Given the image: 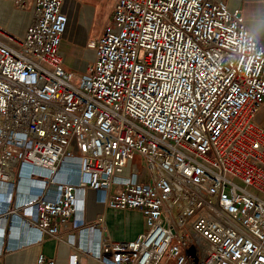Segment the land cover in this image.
Listing matches in <instances>:
<instances>
[{
	"label": "built area",
	"instance_id": "2783aa9c",
	"mask_svg": "<svg viewBox=\"0 0 264 264\" xmlns=\"http://www.w3.org/2000/svg\"><path fill=\"white\" fill-rule=\"evenodd\" d=\"M0 1L31 12L23 34L0 23V215L39 239L94 234L77 251L99 264H264V46L240 9L116 0L77 73L60 51L66 0ZM24 166L36 189L17 205ZM89 190L146 230L117 240L105 216L88 223Z\"/></svg>",
	"mask_w": 264,
	"mask_h": 264
},
{
	"label": "crops",
	"instance_id": "0c3cea01",
	"mask_svg": "<svg viewBox=\"0 0 264 264\" xmlns=\"http://www.w3.org/2000/svg\"><path fill=\"white\" fill-rule=\"evenodd\" d=\"M224 1L230 10L235 11L240 9L242 11L246 25L264 46V0ZM105 2L106 0H96V5L94 6L85 4L83 0H66L65 2L64 11L68 16V29H66L63 35L62 42H64V40L69 42L76 59V62L74 61L75 68H72V66L68 64V60L66 59L67 52L62 49V43L60 51L64 56L65 64L77 73H81L79 71H83L86 63L94 57V52L88 48V43L100 34L102 28L111 18L108 17V13L103 10ZM115 2L116 0L111 3V10H113ZM9 3L11 4L12 2L0 1V10H2L5 5H9ZM16 11L18 10L16 9ZM23 14L25 19L22 21L23 26L21 24V26L15 27V23L13 19L10 20L7 11L5 13L0 12V23L15 33L23 34L29 22L31 12L27 18L25 17L27 13L25 14L23 12ZM89 23L92 24L90 25ZM92 25H96L97 27V32L95 34H92V29L90 30L89 28V26L92 27ZM17 29L21 30L18 31ZM83 47H86V50H84V53H81L80 49H83ZM256 121L264 128V107L258 113ZM22 169L27 173L26 166ZM21 186L15 200L17 205L22 204L25 195L28 193V191L23 188L24 186ZM1 187L6 189L5 185ZM88 192H91L89 201L86 199ZM87 193L85 196L84 217L88 223L94 222L99 216H105L109 235L117 240L133 239L138 233L143 231L145 222L140 212L109 209L103 203L95 199L97 198L95 192L89 190ZM51 194L54 195V191L51 190ZM125 220H127L126 224ZM61 231L62 241L47 234L39 239L36 236V231L27 227L26 224H23L19 215L12 214L8 219L0 215V234L2 233V238L4 240L3 244L0 243V264H36L37 257L40 253L48 257H54L56 259V264H71L70 257L75 253L77 254L78 262L82 264H99L95 259L88 257L81 251H77L78 243L86 244L87 246L91 245V247L94 246V248H96L94 244V234H90L88 238L87 235H83L84 233L81 234L77 230H72L70 223L62 225ZM70 233L75 234L76 245L74 246L68 242V235ZM89 240L91 242H89Z\"/></svg>",
	"mask_w": 264,
	"mask_h": 264
},
{
	"label": "rangeland",
	"instance_id": "374dc122",
	"mask_svg": "<svg viewBox=\"0 0 264 264\" xmlns=\"http://www.w3.org/2000/svg\"><path fill=\"white\" fill-rule=\"evenodd\" d=\"M114 0H106V2H105V5L103 6V10L105 11V12H107L108 13V17H111V14H112V10H111V7H112V5H111V3L113 2ZM83 2L85 3V4H87V5H89V6H94V5H96V0H83ZM7 11L8 12V14H9V16H10V20H12L13 19V22L15 23V27H19V26H21V24H22V26H23V22L22 21H24L25 19H24V14H23V12L27 15H25V17L27 18V17H29V13H30V10L29 9H26L25 11H23V10H18V11H16V8L14 7V5L11 3H9V5L7 4V5H5V7L2 9V10H0V12L2 13H5V12ZM19 15V16H18ZM22 22V23H21ZM11 23V22H10ZM9 24V23H8ZM12 24V23H11ZM90 25L92 24V23H89ZM9 28H11V27H9ZM23 28V27H22ZM21 28V29H22ZM89 28H90V30L92 29V34H95L96 32H97V27H96V25H92V27L91 26H89ZM21 29H19V30H21ZM68 29V28H67ZM11 30V29H10ZM14 30V29H13ZM18 30V29H17ZM18 30V31H19ZM12 31V30H11ZM12 32H14V31H12ZM62 49L63 50H66V52L68 53H66V59L68 60V64H70L71 66H72V68H75L74 67V61L76 60L75 59V56L73 55V51H72V48H71V46H70V44H69V42L68 41H65L64 40V42H62ZM84 50H86V47L84 48L83 47V49L81 48L80 49V51H81V53H84ZM79 54H80V52H79ZM76 62V61H75ZM77 70V69H76ZM79 71V70H78ZM79 72H82V71H79ZM22 172H23V174H26L25 172H24V170L22 169ZM28 174V173H27ZM94 192V191H93ZM90 195H91V192H88L87 193V200L89 201V199H90ZM96 200H97V198H95ZM127 223V220H125V224ZM146 224H144V227H143V231L144 230H146Z\"/></svg>",
	"mask_w": 264,
	"mask_h": 264
},
{
	"label": "bare ground",
	"instance_id": "6f19581e",
	"mask_svg": "<svg viewBox=\"0 0 264 264\" xmlns=\"http://www.w3.org/2000/svg\"><path fill=\"white\" fill-rule=\"evenodd\" d=\"M71 171H73V169H72V162L65 161L63 168L56 174L55 180H57V181H65L67 179L68 172H71ZM38 172H41L43 174L44 171L38 170ZM44 174L47 175V173H44ZM21 185H23L24 186L23 188H25V190H27V191H35V189H36V186H34L33 188L28 186L29 185V178H28L27 175H23V178H22V180L20 181V183L18 185V191L20 190V186ZM1 186L2 185H0V187ZM95 195H97V194H95ZM84 199H85V197H84ZM6 209H7V204H5V205L4 204H1L0 205V210L1 211L6 210ZM1 216L4 218L3 214H1ZM3 222H4V220H3ZM15 226H17V225H15ZM0 243H2V244L4 243V240L2 238V233L0 234Z\"/></svg>",
	"mask_w": 264,
	"mask_h": 264
}]
</instances>
